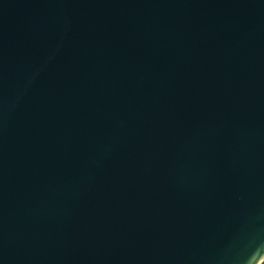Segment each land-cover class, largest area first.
Returning <instances> with one entry per match:
<instances>
[{
  "label": "water",
  "instance_id": "1",
  "mask_svg": "<svg viewBox=\"0 0 264 264\" xmlns=\"http://www.w3.org/2000/svg\"><path fill=\"white\" fill-rule=\"evenodd\" d=\"M264 0H0V264H261Z\"/></svg>",
  "mask_w": 264,
  "mask_h": 264
},
{
  "label": "rangeland",
  "instance_id": "2",
  "mask_svg": "<svg viewBox=\"0 0 264 264\" xmlns=\"http://www.w3.org/2000/svg\"><path fill=\"white\" fill-rule=\"evenodd\" d=\"M261 264H264V261Z\"/></svg>",
  "mask_w": 264,
  "mask_h": 264
}]
</instances>
